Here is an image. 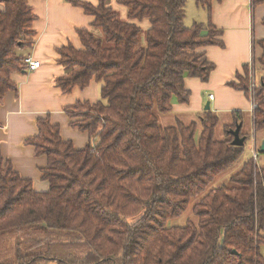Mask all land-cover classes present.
Returning <instances> with one entry per match:
<instances>
[{
	"label": "trees",
	"instance_id": "16d2710c",
	"mask_svg": "<svg viewBox=\"0 0 264 264\" xmlns=\"http://www.w3.org/2000/svg\"><path fill=\"white\" fill-rule=\"evenodd\" d=\"M64 1L83 9L102 33L77 30L83 49L68 44L58 50L57 63L71 69L55 81L61 92L100 84L95 104L66 111L89 143L76 150L48 117L36 120L37 135L26 143L46 157L41 180L48 190L42 193L0 155V264H264V159L257 167L248 158L232 187L210 190L194 204L197 224L169 226L241 156L244 147H232L228 131L241 124L240 138H248L239 111H232L235 122L222 140L214 138L219 118L210 110L197 122L164 129L156 116L170 113L173 100L188 102L185 79L208 81L214 65L205 48L224 46L223 31L211 23L212 3L221 0H195L208 20L186 28L185 0H121L126 21L105 0L96 6ZM0 3L2 103L16 91L12 74L25 69L20 53L33 43L36 19L28 0ZM263 4L251 0L252 9ZM142 20L149 28L138 49L141 30L132 22ZM259 46L264 70V42ZM243 72L228 86L248 100L247 66ZM259 87L255 133L264 130V79Z\"/></svg>",
	"mask_w": 264,
	"mask_h": 264
},
{
	"label": "crops",
	"instance_id": "0c3cea01",
	"mask_svg": "<svg viewBox=\"0 0 264 264\" xmlns=\"http://www.w3.org/2000/svg\"><path fill=\"white\" fill-rule=\"evenodd\" d=\"M79 1L94 6L98 4L97 0ZM120 1L105 0V5L117 12L122 21H126V9ZM28 4L36 19L33 23L35 36L32 45L24 48L20 54L23 59L31 56L38 63V68L35 71L24 69L11 76L16 84V91L8 92L0 103V155L3 160L10 161L21 178L33 183L35 192L42 193L48 190V182L41 180L46 157L36 156L33 147L26 143L27 139L37 135L36 120L48 117L53 125H58L63 141H71L76 150L84 149L89 143V136L71 126L73 121L66 111L84 101L95 104L100 96V85L95 81H91L84 90L73 89L69 94L60 91L55 81L58 77L67 75L71 69L57 63L58 50L68 44L77 50L83 49L77 30L86 29L95 35L102 33L98 28L92 27L93 18L86 15L83 9L64 0H28ZM3 9L4 6L0 3V11ZM211 14L212 25L223 31L221 41L224 44L223 47L205 48V56L214 65V70L206 83L195 78L185 79L184 87L190 91L188 102L180 104L173 100L172 110L167 114L185 117L189 124L197 122V117L209 104L210 111L216 116L229 114L230 120L224 127L226 129L235 122L231 116L232 111L241 112L242 117L250 115L249 99L246 100L242 92L229 88L228 84L231 81L237 82L238 75L245 77L244 66H247L248 75L251 71L256 80L262 55L259 42H264V4L252 9L251 0L214 1ZM204 15L205 21L200 23L207 22L205 10ZM132 23L144 31L149 28L148 20ZM262 79L264 76L260 77L258 83ZM197 130L199 133V126ZM263 142L264 139L260 145Z\"/></svg>",
	"mask_w": 264,
	"mask_h": 264
},
{
	"label": "rangeland",
	"instance_id": "374dc122",
	"mask_svg": "<svg viewBox=\"0 0 264 264\" xmlns=\"http://www.w3.org/2000/svg\"><path fill=\"white\" fill-rule=\"evenodd\" d=\"M184 19H183V27H189L193 23H200L205 21V15L204 10L202 8H199L195 4V0H185V7H184ZM141 33L138 38V49L144 47L145 45V31L144 29H140ZM101 35V34H100ZM256 83H258L261 76H264V70H257L256 71ZM260 84V83H258ZM257 84L256 91L259 87ZM100 85V84H99ZM249 87V83H248ZM250 89V87H249ZM256 94V92H255ZM156 116L158 119H160V126L161 129L172 127L173 125L177 124V120H180L179 122H183L184 124H188V119L185 117H181L177 114H162V113H156ZM217 118H219L218 126L216 127L214 133L215 140L223 139L227 136V128L225 129V125L230 120L229 114H217ZM82 121V120H79ZM233 128V127H232ZM229 128V129H232ZM242 136L245 135L248 138L245 140V143L243 144L244 150L241 154V156L238 158L237 162L234 164V166L230 167L223 173L219 174L217 178L211 182L205 189L204 193H202L200 196L194 197L190 200V203L188 205L187 211L182 214L179 217H176V219H172L169 221V226L171 227H184L188 223H195L197 224V219L193 213V205L200 201L202 197L205 196L206 193L210 190L219 189L221 186L225 187H232L231 179L234 177V175L242 168L243 164L248 160V158H252L253 160V152L256 151L257 154V161H254L257 167L261 165L263 162L264 156L259 153L260 149V143L262 139H264V130L262 132L255 133L253 131V114L248 116H243V125H242ZM195 138H198L199 133L198 130H196ZM133 220L130 219L127 222L131 223ZM261 255L264 258V249H261Z\"/></svg>",
	"mask_w": 264,
	"mask_h": 264
},
{
	"label": "built area",
	"instance_id": "2783aa9c",
	"mask_svg": "<svg viewBox=\"0 0 264 264\" xmlns=\"http://www.w3.org/2000/svg\"><path fill=\"white\" fill-rule=\"evenodd\" d=\"M23 64H25V69L28 71H35L38 68V63H36L31 56H26L23 60ZM251 70V67L249 69V71ZM248 71V72H249ZM248 79H249V102H250V106H249V112L251 113V115L253 114L254 110L257 108V104L255 102V91H256V86L257 83L255 82V76L252 74V72H249L248 75ZM259 85V84H258ZM212 97L210 96V99ZM253 160L257 161V154L256 151L253 152ZM258 162V161H257Z\"/></svg>",
	"mask_w": 264,
	"mask_h": 264
},
{
	"label": "water",
	"instance_id": "95a60500",
	"mask_svg": "<svg viewBox=\"0 0 264 264\" xmlns=\"http://www.w3.org/2000/svg\"><path fill=\"white\" fill-rule=\"evenodd\" d=\"M210 110V107H209V104H207L204 108V111H208ZM240 128H241V124H237L235 126V128L233 130H229V134L232 136V142H231V146H235V147H242L243 144H244V139L243 138H240ZM261 148H260V151L261 153L264 152V142L263 144L260 145ZM234 253V252H233Z\"/></svg>",
	"mask_w": 264,
	"mask_h": 264
}]
</instances>
